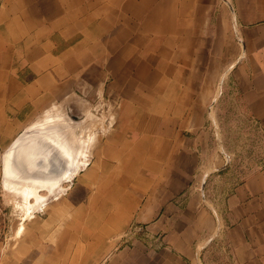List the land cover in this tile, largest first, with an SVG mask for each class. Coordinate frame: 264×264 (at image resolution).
<instances>
[{
    "label": "rangeland",
    "instance_id": "obj_1",
    "mask_svg": "<svg viewBox=\"0 0 264 264\" xmlns=\"http://www.w3.org/2000/svg\"><path fill=\"white\" fill-rule=\"evenodd\" d=\"M174 2L167 12L169 20H164L169 26L165 34L139 29V42L133 44L136 58H91L84 64V71L89 72L77 69L70 76L75 80L71 92L75 95L61 97L52 109L60 108L61 128L71 140L94 136L93 154L87 168L63 181L61 195L50 198L43 208L27 209L25 193L5 185V151L0 154V264H78L84 250L93 261L102 248L157 253L168 240L177 243L178 237L195 250L188 258L191 264H235L233 242L253 250L264 245V228H259L257 217H249L237 235L229 233L235 225L229 203L235 188L264 172V123L244 111L236 98V85L228 72L237 58L238 43L228 44L226 28L218 25L233 18L230 2ZM105 22L102 30L106 34L88 37L96 54L114 44V28L109 19ZM157 38L161 42L153 48L152 40ZM177 56L174 68L158 69L159 63L167 65ZM141 111L156 121L150 122L154 131L139 135L153 138L160 151L171 144V203L181 209L190 200L199 203L204 216L213 222L210 230L198 232L196 226H204L205 217L199 215L196 223L190 214L183 222L182 235L153 228L159 222L152 205L159 190L157 180L166 178L168 171L157 168L163 164V154L144 155L124 145L125 131ZM185 144V151L174 150ZM53 156L64 163L54 146L48 158L56 162ZM122 164H139L140 168L125 170ZM24 167L21 174L27 178L48 174ZM38 191L49 192L44 187ZM122 203L127 207L119 218H104L109 205L120 208Z\"/></svg>",
    "mask_w": 264,
    "mask_h": 264
},
{
    "label": "crops",
    "instance_id": "obj_2",
    "mask_svg": "<svg viewBox=\"0 0 264 264\" xmlns=\"http://www.w3.org/2000/svg\"><path fill=\"white\" fill-rule=\"evenodd\" d=\"M228 2L233 18L218 24L226 28L228 44L234 47L236 40L238 43L237 58L228 73L236 85L234 93L236 92L242 109L264 123V0ZM174 4V0H2L0 154L6 151L27 127L56 105L61 97H67L73 92L75 80L70 76L74 75L77 69L83 74L90 71H84L85 60L89 63L91 58H136L138 54L136 49L133 50V44L135 46L139 42L140 28H144L146 32L165 34L169 26L164 25V20H169L167 12L173 9ZM106 19L110 20L109 26L114 28V44L97 51L96 54L88 44V41H91L88 37H101L106 34L102 30V27L106 26L103 24ZM156 21L163 25H158ZM168 39L167 37L163 40ZM99 42L107 41L99 39ZM158 42H161L160 38L152 40L153 48ZM153 58L148 55V59ZM177 58L179 56L173 57L167 65L159 63L158 69L165 72L174 68ZM133 99L137 100V95H134ZM152 121H156V118L147 112H139L125 131L127 140L124 145L144 155H164L162 167L157 168L167 170L168 173L166 178L157 180L159 190L154 193L152 205L153 215L158 217L159 222L153 228L158 232L168 229L169 234L182 235L185 233L183 222L187 220L188 214L193 216L197 223L199 215L203 217L205 212L199 208V203L197 205L193 200H190L188 209H181L180 205L171 203V144L168 143L167 148L160 151L153 138L139 135L140 131H154L150 124ZM184 149H187L186 144L174 148L182 152ZM92 154L91 150L87 166L78 173L88 167ZM122 166L125 170L138 171L140 168L139 164ZM229 203L230 216L235 221L230 235L240 233L249 217H257L259 228H264V172L254 174L238 185ZM118 206L119 204L109 205L110 210L104 218L111 221L119 218L127 204H120V208ZM129 209L132 210V207ZM130 216L128 214V217ZM204 219V226H196L198 232L210 230L212 227L209 226L213 223L212 220L208 216ZM170 220L178 225H169L166 228L165 224H171ZM168 241L169 243L157 253L145 252L140 248L109 250L110 252L102 248L98 258L93 261L84 250L82 263L78 264H191L188 258L195 255V250L186 242L180 241L179 237L177 243ZM232 249L235 264H264L263 244L253 250L249 246L233 242ZM110 255L112 257L109 259L107 256Z\"/></svg>",
    "mask_w": 264,
    "mask_h": 264
},
{
    "label": "bare ground",
    "instance_id": "obj_3",
    "mask_svg": "<svg viewBox=\"0 0 264 264\" xmlns=\"http://www.w3.org/2000/svg\"><path fill=\"white\" fill-rule=\"evenodd\" d=\"M72 97L71 99H74L75 96ZM52 108H56V105H53L40 119L38 118L36 122L27 127L12 142L3 156L5 185L25 193L26 207L29 210L43 208L50 198L61 195L65 190L63 181L71 180L87 165L90 157L91 141L94 136L87 133L88 135L71 140L61 128L64 119L59 111L60 108L55 111ZM78 125L81 126V123ZM98 126L102 127V125ZM89 129L91 130V128ZM53 146L65 158L62 165L58 156H53L56 162H52L48 158L50 148ZM25 165L30 169L39 168L48 174L43 177L27 178L23 175ZM22 172L23 174H21ZM40 187L48 188L49 192L47 194L40 193L38 191ZM31 197L34 198V202H32L33 199L30 201Z\"/></svg>",
    "mask_w": 264,
    "mask_h": 264
}]
</instances>
